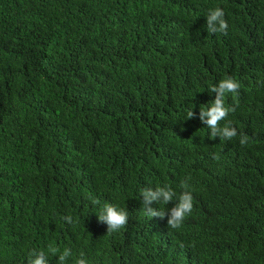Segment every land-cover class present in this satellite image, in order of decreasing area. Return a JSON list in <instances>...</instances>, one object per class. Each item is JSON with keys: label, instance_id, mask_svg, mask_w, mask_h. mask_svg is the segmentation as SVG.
I'll list each match as a JSON object with an SVG mask.
<instances>
[{"label": "trees", "instance_id": "16d2710c", "mask_svg": "<svg viewBox=\"0 0 264 264\" xmlns=\"http://www.w3.org/2000/svg\"><path fill=\"white\" fill-rule=\"evenodd\" d=\"M227 76L230 141L199 118ZM185 179L179 229L146 215L143 188ZM103 203L129 212L111 235ZM50 245L67 264H264V0H0V264H58Z\"/></svg>", "mask_w": 264, "mask_h": 264}, {"label": "clouds", "instance_id": "9594fccd", "mask_svg": "<svg viewBox=\"0 0 264 264\" xmlns=\"http://www.w3.org/2000/svg\"><path fill=\"white\" fill-rule=\"evenodd\" d=\"M206 29L209 34L223 33L227 34L228 22L225 19V13L222 8L216 7L209 9L206 13ZM240 88L239 83L231 76H227L219 81L217 85L211 86L209 89L211 92L216 93L215 100L209 105H202L200 108L199 118L202 123L207 125V128L211 130V138L215 139L219 137L220 140H232L238 135L237 129L232 126V122L228 121L220 126V122L225 120L229 115V112H235V107L225 105L226 94H238ZM195 113L189 111L188 117L193 118ZM249 142V137L240 133L241 146L246 145ZM213 159L219 160V154H213ZM180 188L183 191L177 196L176 191L169 185L157 186L156 188L145 187L141 190V197L143 198V209L146 215L150 218L168 217L167 223L171 229H179L185 217L193 211V195L190 189L188 180H182L180 182ZM178 200L170 210L162 211L153 208L151 205L153 202L168 204L169 202ZM93 205H100L101 201L96 198H92ZM67 223L73 222L72 217H62ZM98 219L100 222L107 225V234L111 235L115 232L123 229L129 222V212L125 209L118 207L112 203H103L98 213ZM48 251L52 255H58V264H67L68 259L72 256L70 248H65L62 252L58 247L49 246ZM27 264H48V257L44 250L36 251L33 249L29 253ZM74 264H88V260L85 259L84 253H81L78 258L75 259Z\"/></svg>", "mask_w": 264, "mask_h": 264}]
</instances>
